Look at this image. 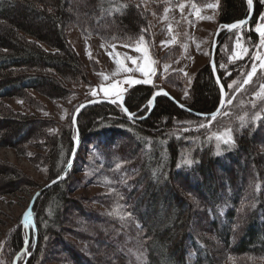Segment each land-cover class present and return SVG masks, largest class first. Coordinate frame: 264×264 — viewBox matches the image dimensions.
<instances>
[{
    "label": "rangeland",
    "instance_id": "1",
    "mask_svg": "<svg viewBox=\"0 0 264 264\" xmlns=\"http://www.w3.org/2000/svg\"><path fill=\"white\" fill-rule=\"evenodd\" d=\"M127 1L147 13L150 39H146L147 32H144L141 34L143 40L140 37L134 43H109L98 37L84 36L79 29L72 25L68 26L66 29L67 41L76 56L86 66L87 82L74 85L72 83L66 84L70 93L63 99H49L38 92L29 91L26 99L15 97L2 100V107L12 115H19L23 120L29 121V128H31L29 132L31 130L36 131L38 127L36 124L43 121L46 124H42L47 129L46 133L53 136L59 135L63 128L65 131L72 130L73 141L76 138V133L72 129V117L79 105L92 100L99 101L113 99L121 95L125 96L139 84L152 86L157 91L164 90L178 103L187 107L195 75L208 64L215 32L222 29L218 23L220 0H201L197 4L191 1L174 3L176 0H167L162 5H159L157 0ZM259 3L262 5V10L255 20L252 30L249 31L251 35L255 36V39H252L249 33L244 34L242 28H237L230 33H222V31L218 35L219 47L216 61L226 86L224 106L215 118L199 119L185 112L193 118L174 123L175 127L170 131L173 133L171 135L176 132L177 136L184 139L180 148V160H177L174 169L175 172L166 177L165 169L160 164L158 166L157 164L153 165V168L161 169L160 173L164 174V179H170L169 183L166 182L167 186L163 182L164 179L159 183L154 180L156 176H159L157 175L158 169L154 170L149 174V178L155 187L148 186V190H145L146 185L138 184L140 188H143V193L134 194L130 203L127 204L128 200L123 193L125 190L113 188L109 181V171L106 168H101L99 162L89 155L94 147L87 144L92 135V133H88L85 136V142L84 139L82 142L80 138L75 163L61 181L63 182L69 176L68 195L73 202L79 203L85 209V217L76 213L75 208L71 205L68 207L66 215L65 213L63 215L60 229L54 230L49 225H41L40 223V233H37L36 229L35 233L34 230L30 229L29 239L26 243L27 226L23 218L33 195L57 179L63 172L55 179L49 178L47 163L42 164L40 159L42 155H45V150L41 151L40 146H38L44 141L38 140L37 132H34V138L29 140L25 147L24 145L17 147V149L0 147V264H28V260L37 245L36 236L38 237L39 234L41 237L39 250L41 252L37 257L36 264H73L69 257L70 254L65 253L62 249L63 245L65 247L64 243L72 245L80 254L92 260L94 264H122L123 260L118 257L119 254L128 250L130 255L137 249L132 248L131 243L136 227L133 221L135 217H139V215L144 217V212L149 209L151 212L150 222H157L155 229L159 231L161 230L160 226L167 221L168 213H173V204L170 202L174 199L177 203L174 192L180 198L192 202L198 211L197 207L205 205L204 200L201 201L203 190L206 192L208 200L220 198L224 201L230 197V192L227 191L224 184L225 179L226 181L229 179L231 192L234 189H238L239 192L242 191L239 197L241 203L237 211L236 224L238 225L233 227L234 236H241L244 222L242 219L245 212L249 211V206L254 202L257 194L262 193L264 195V124H262L264 123V88H262L264 86V67H261L264 65V46L260 44V36L256 31L257 28L264 30V21H261V17L264 16V3L261 0ZM137 47L141 49L140 52L135 51ZM132 59H135L137 64H133ZM253 64L257 66V71L251 82L244 84L243 81L247 78V73L251 71ZM137 65L139 68L150 71L151 74L147 77L150 83L130 84L127 82L146 78L139 71ZM230 84L232 85L231 88L228 87ZM114 85L115 87H113ZM105 88L108 89L107 93L103 91ZM151 105L148 103L145 106L146 110L145 107H141L140 111L134 112L135 116L131 119L128 118V120L134 122V120L146 118L152 109ZM120 111L123 113L122 109ZM257 113L260 114L261 118L253 122V117ZM5 115L6 113L3 114L0 111V117ZM201 123L204 124L203 127L200 126ZM242 123L245 125L244 127H241ZM253 130L257 131L253 132V138L250 141L248 138L247 140L250 143L253 142L256 148V163H253L254 165L249 163V167L244 169V166L241 165H244L247 159L241 157L238 165L233 161L228 163L229 171H223L215 164H212L211 171L195 166L198 156L205 152L207 146L211 147V154L216 158L224 156L226 153L234 151V148L242 143L241 139L245 133H251ZM226 131L230 132L234 141V147L230 149L222 141L216 140L217 135ZM127 144L133 146L132 142L122 140L115 147L114 152ZM200 148L204 151L199 152ZM105 150L107 149L105 148ZM195 150L197 151L195 152ZM218 152L219 154H217ZM186 153L191 157H188ZM107 154L106 157L109 156L108 152ZM128 154H124L123 157L130 158L131 154ZM205 155L207 154L204 153L203 162L208 156ZM186 158L193 159L194 163L191 166L183 164V160ZM108 159L111 160L112 158L108 157ZM213 159L215 160V158ZM135 162L137 163L136 167H138L139 161L135 160ZM178 164L181 165L179 168L177 167ZM115 170H118L117 166ZM139 171L140 169L136 170L137 173ZM12 172L19 176L20 181L16 183V186L12 184L13 188L9 189L7 184L12 179V176L9 175ZM193 174L197 178V182H202V185L205 186V188H201L202 193L198 192L201 198L195 191H192L195 184ZM214 183L216 186L218 185V193L217 189L213 188ZM118 185L125 187L123 182ZM156 186L161 187L159 192L156 190ZM52 187L45 189L39 198ZM260 188H262V192H260ZM218 194L220 196H217ZM154 197L158 199L155 208L150 202V199ZM135 201L136 205L134 204ZM217 203H215L214 211H219L221 204L225 205V202L218 203V205ZM163 204H167L165 206L166 212H161ZM165 213H167L166 216H164ZM158 214L161 215V218ZM111 222L113 225L117 224L121 227L124 232L116 235L114 229L106 227ZM199 223L195 221L190 227L192 228L194 225L196 228ZM204 226L208 228L207 223H201V230L204 229ZM101 230L108 237L113 235L114 241L122 248V251L119 249L114 252L113 259L107 257L108 254H104V246H102L101 240L97 241ZM47 231L50 233L49 235ZM18 232L23 240V246L20 249L15 248L14 242ZM139 235L140 232L134 236ZM24 249L27 251H22ZM258 260L249 256H227L223 264H258ZM133 261L139 264L140 259L137 258ZM261 261V264H264V259Z\"/></svg>",
    "mask_w": 264,
    "mask_h": 264
},
{
    "label": "trees",
    "instance_id": "2",
    "mask_svg": "<svg viewBox=\"0 0 264 264\" xmlns=\"http://www.w3.org/2000/svg\"><path fill=\"white\" fill-rule=\"evenodd\" d=\"M157 1L159 5H162L167 0ZM177 1H191L196 4L201 2V0H176L174 3ZM252 1L254 16L248 23L240 27L244 34H248L252 30L255 20L262 10L260 0ZM248 10L246 0H220L218 23L230 25L241 21L248 16ZM71 25L79 29L84 36L98 37L109 43H134L144 32H147L146 39H150L147 13L127 0H0V111L3 114L6 113L5 116L0 117V147L14 149L22 145L25 147L28 141L34 138V132H37L38 140L44 141L38 145L41 151L45 150V155L40 158L41 163H47V171L51 180L63 172L70 159L75 142L72 130L65 131L63 128L59 135L53 136L46 133L47 129L43 126L46 125L45 122L39 121L37 124L35 123L38 126L37 130L29 132L31 129L29 121L23 120L19 115H12L2 107V100L15 97L26 99L29 91L38 92L49 99H63L70 93L66 84L74 85L87 82L86 66L76 56L66 38V29ZM249 36L255 39L251 33ZM218 47L215 53V67L223 86L226 87L217 66ZM156 91L152 86L136 85L125 94L124 107L130 113L138 112L141 107L148 104ZM189 98L187 108L196 113H211L217 107L220 98L219 90L208 64L196 73ZM117 106L99 103L81 110L76 122L77 133L82 142L83 139L84 142L86 141L85 136L88 133H92L87 144L94 148L88 154L99 162L101 168H106L109 171V181L113 188L125 190L123 193L128 200L127 204H129L134 194L143 193V188H140L138 184L146 185L145 190H148V186L155 187L149 178L151 172L158 169L157 175L159 176H156L157 180L154 179L158 183L164 179V174L160 173L161 169L153 168V165L160 164L165 169L166 177H169L171 173L174 174L177 160H180V148L184 139L177 136L176 132L171 135L173 133L170 131L175 127V122L193 117L179 110L164 96H159L156 99L146 118L134 120V122L128 120L127 115L120 111L122 108ZM255 131L257 130L245 133L241 139L242 143L234 148V151L226 153L224 156L216 158L211 154V147L207 146L204 153L208 156L205 155L207 157L203 162L204 153H201L195 166L211 171L212 164H215L223 171H229L228 163L233 161L238 165L241 157L247 159L245 164L241 165L244 166V169L249 167V163L254 165L253 163H256V148L253 142L249 141L253 138L252 134ZM122 140L132 142L133 146L127 144L114 152L115 147ZM102 150L107 151L108 157L112 159H108L107 152ZM198 151L204 150L200 148ZM127 153L131 154L130 158L123 157ZM186 155L191 157L187 153ZM135 160L139 161L138 167H136ZM116 166H119L118 170H115ZM138 169L140 171L137 173ZM9 175L12 176L11 181L7 184L10 189L14 185L16 186L20 179L14 172ZM192 176H194L195 183L192 191H195L196 194L199 191L202 193L201 188H205V186L202 185V182H197L194 174ZM142 177L143 179H141ZM68 178L69 176L63 182L47 190L35 202L33 211L37 233H40V223L49 225L54 230L60 229L63 215L64 213L66 215V211L71 205L75 208L76 213L85 217V209L79 203L73 202L68 195L70 188ZM169 181L170 179L165 178L163 182L169 183ZM122 182L125 183L124 188L118 185ZM224 184L227 191L230 192V197L224 201L220 198L208 200L206 192L203 190L201 201L204 200L205 205L197 207L198 211L192 202L180 198L174 192L177 203L174 199L170 202L173 204V213L164 214V216H168V219L160 226L161 230L159 231L155 229L157 222H150L151 212L149 209L144 212V217L141 215L135 217L133 221L136 227L131 243L132 248L137 249L130 255L128 250L119 254L121 257H118L123 260L121 263L131 264L133 262L132 264H136L133 260L138 258L140 259L139 264H223L227 256H249L259 259L257 263L261 264V259H264V195L257 194L254 202L249 206V211L245 212L242 219L244 222L241 236L236 237L233 227L238 225L236 224L237 211L241 203L239 197L242 191L234 189L231 192L229 179L228 181L225 179ZM213 188L217 189L218 193L216 183L213 184ZM160 189V186H156L158 192ZM260 192H262V188H260ZM219 194L217 196H220ZM150 200L155 208L158 203L157 197ZM216 202H225V205L221 204L219 211H214ZM134 204L136 205V201ZM165 206L167 204L162 207L161 212H166ZM65 208L67 209L65 210ZM216 212L217 214H215ZM89 215L91 216V214ZM158 216L161 218V215L158 214ZM158 216L157 218H159ZM195 221L196 223H207L208 228L204 226V229L201 230V223H199L197 229L193 225L192 228H195L193 230L190 226ZM108 224L106 227L114 229L116 235L124 232L117 224L113 225V222ZM139 232V236H134ZM99 233L101 234L98 235L97 241L101 240L104 248L100 247L104 249V254H108L107 257L113 259L114 252L119 249L122 251V248L114 241L113 235L108 237L102 233V230ZM47 234L50 233L47 231ZM39 235L36 236L37 245L28 264H36L37 257L40 255L41 237ZM14 242L15 248H22L23 240L19 232L16 234ZM64 244L65 247L63 245L62 249L65 253L70 254L69 257L73 264H94L72 245ZM142 256L143 258H141Z\"/></svg>",
    "mask_w": 264,
    "mask_h": 264
},
{
    "label": "water",
    "instance_id": "3",
    "mask_svg": "<svg viewBox=\"0 0 264 264\" xmlns=\"http://www.w3.org/2000/svg\"><path fill=\"white\" fill-rule=\"evenodd\" d=\"M247 1V0H246ZM248 3V2H247ZM248 16L241 20V21H236L234 23H231L230 25H233V24H236L237 26L235 28H230V27H227V26H230V25H219L220 28L222 29H219L218 31L215 32V35H214V38H213V41H212V45H211V51H210V58H209V62H208V65L211 69V72H212V77L214 79V82L215 84L217 85V88L219 90V95H220V98H219V103H218V106L216 108V110L213 112L215 113L216 115L219 114V112L222 110V107L224 106V103H225V98H226V91H225V87L223 86L217 72H216V67H215V53H216V49L218 47V35L223 31V32H227L229 33L230 31H233L237 28H240L242 27L244 24L248 23L253 14H254V3L252 1V5L249 6L248 4ZM164 93H166V91L164 90H160V91H157L153 97L151 98L153 100V103L151 105V108L154 106V103L156 101V99L159 97V96H164L166 97L169 101H171L173 104L176 105V107L178 109H180L181 111H184L196 118H199V119H207V118H212L213 117V113H210V114H202V113H196L194 111H191L190 109H188L187 107H185L184 105L178 103L176 100H174L170 95H165ZM112 100H116L117 102L116 103H112L111 101ZM99 103H103V104H108V105H121L123 104V112L127 115L128 118L129 115L124 111V95H121V96H118V97H115L113 99H103V100H99V101H95V100H92V101H89L87 103H84V104H81L77 107L73 117H75V122L73 121V129L75 131H77V126H76V122H77V116L78 114L80 113L81 110H83L84 108L88 107V106H92V105H95V104H99ZM78 110V111H77ZM215 115V116H216ZM73 117H72V120H73ZM133 118V117H132ZM131 119V118H130ZM78 147H79V136H78V133L76 132V138H75V142H74V148H73V151L71 153V156H70V159L63 171V173L58 177H63L62 179H55L57 182L56 183H52L50 182L46 187H44L42 190L40 191H37L30 203H29V206H28V209L26 211V213H28V218H27V221L26 222V226H27V239H26V243L29 239V234H30V229L34 230V233H35V225H34V219H33V207H34V204L35 202L37 201V199L39 198V196L41 195L42 192H44L45 189L47 188H50L52 187L53 185L61 182L64 178H65V175L66 173H68L73 165V160H74V157L76 155V152L78 150ZM39 193V196H37V194Z\"/></svg>",
    "mask_w": 264,
    "mask_h": 264
},
{
    "label": "snow or ice",
    "instance_id": "4",
    "mask_svg": "<svg viewBox=\"0 0 264 264\" xmlns=\"http://www.w3.org/2000/svg\"><path fill=\"white\" fill-rule=\"evenodd\" d=\"M247 2L249 4V6L252 5V0H247ZM261 2L264 3V0H261ZM261 21H264V16L261 17ZM236 26H237L236 24H233V25H230V26H227V27L235 28ZM256 31L259 33V36H260V44L262 46H264V30H260L259 28H257ZM141 40H143L142 37H141ZM135 51L136 52H140L141 49L139 47H137V48H135ZM117 63H119V62L117 61ZM132 63L133 64H137V61L135 59H132ZM137 67L139 68L138 65H137ZM261 67H264V65H261ZM139 71L146 77L144 80H139V81L133 80V81H127V82L130 83V84H136V83H145V84H147V83H150V80L147 78L151 74L150 71H146L144 68H139ZM256 71H257V66L255 64H253V67H252L251 71H249L247 73V78L243 81V83L244 84L250 83L251 82V79H252L253 75L256 73ZM113 87H115V85ZM228 87L231 88L232 85L230 84ZM262 88H264V86H262ZM103 91H105V93H107L108 92V89L105 88V89H103ZM164 94L167 95V93H164ZM111 102L112 103H116L117 101L116 100H112ZM228 102L230 103L231 101L229 100ZM148 103H149V105H151L153 103V100L150 99ZM120 106L123 108V104H121ZM124 111L129 115L130 118H132L133 116H135V113L128 112V110L126 108H124ZM212 115H213V118H215V115L216 114L213 113ZM260 118H261L260 114L257 113L256 116L253 117V122H255L256 120H258ZM73 121L75 122V117H73ZM200 126L203 127L204 124L201 123ZM244 126L245 125L242 123L241 124V127H244ZM216 140L218 142L222 141L225 145L228 146L229 149L232 148V147H234V141L232 139V136L230 135V132H228V131L224 132L221 135H217L216 136ZM217 154H219V152ZM193 163H194V161L191 158H186V159L183 160V164L188 165V166H191ZM180 166H181L180 164L177 165L178 168ZM117 167H119V166H117ZM62 178L63 177H60L58 179H62ZM56 182H57L56 180L52 181V183H56ZM37 196H39V193L37 194ZM128 215H131V213H128ZM27 218H28V213L25 214L23 220L24 221H27ZM137 227L138 228L140 227L139 224L137 225ZM22 251L26 252L27 249H24Z\"/></svg>",
    "mask_w": 264,
    "mask_h": 264
},
{
    "label": "bare ground",
    "instance_id": "5",
    "mask_svg": "<svg viewBox=\"0 0 264 264\" xmlns=\"http://www.w3.org/2000/svg\"><path fill=\"white\" fill-rule=\"evenodd\" d=\"M25 224H26V222H25Z\"/></svg>",
    "mask_w": 264,
    "mask_h": 264
}]
</instances>
